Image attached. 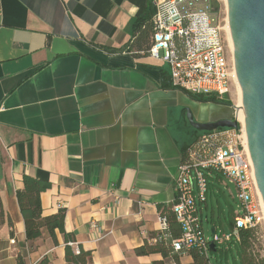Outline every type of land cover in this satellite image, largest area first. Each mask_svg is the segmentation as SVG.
Instances as JSON below:
<instances>
[{"label":"crops","instance_id":"crops-1","mask_svg":"<svg viewBox=\"0 0 264 264\" xmlns=\"http://www.w3.org/2000/svg\"><path fill=\"white\" fill-rule=\"evenodd\" d=\"M153 2L0 0V264L65 263L58 232L57 244L46 229L25 239L15 197L23 175L50 183L40 194L42 216L63 211L69 246L90 252L93 264H175L172 252L134 250L164 237L160 214L170 210L178 165L202 133L187 115L206 123L231 111L172 89L161 61L121 51ZM221 184L212 182L198 205L215 235L229 233L239 213ZM177 258L193 263L187 251Z\"/></svg>","mask_w":264,"mask_h":264},{"label":"built area","instance_id":"built-area-1","mask_svg":"<svg viewBox=\"0 0 264 264\" xmlns=\"http://www.w3.org/2000/svg\"><path fill=\"white\" fill-rule=\"evenodd\" d=\"M153 7L152 42L147 55L167 66L171 88L194 97L225 101L223 98H228L232 88H236L233 63L225 44V0H154ZM236 101L227 106L238 129L202 132L178 165L175 199L170 207L181 230L180 237L171 245L175 252L196 248L207 259L210 243L221 245L231 238L238 240L240 229L258 231L264 227V207L243 124L238 118L242 107L241 103L237 107L238 98ZM211 171L235 186L239 203L232 232L215 235L212 241L204 237L198 211V205L207 201L204 173ZM159 226L161 231L167 228L164 218L159 217Z\"/></svg>","mask_w":264,"mask_h":264},{"label":"trees","instance_id":"trees-1","mask_svg":"<svg viewBox=\"0 0 264 264\" xmlns=\"http://www.w3.org/2000/svg\"><path fill=\"white\" fill-rule=\"evenodd\" d=\"M154 13V7L148 6L147 10L141 15L133 24V30L135 33V40L132 43H128L122 52L135 54L141 51L147 54L152 42L153 25L152 16ZM205 102H215L214 98H202ZM224 103V102H223ZM208 186L212 185V182L222 180V176L215 171L204 173ZM50 188V183L43 180H38L27 175L22 176V189L16 191V201L23 219L25 239L28 242L35 241L41 236V230L46 229L49 236L55 240V233L58 232L64 241V264H93L91 261V254L88 251H84L78 246V252L69 246V243L74 242V239L70 234L64 231V212L58 211L54 215L42 216V210L40 206V194ZM2 211L0 210V218L2 217ZM236 214L232 213V224L230 232L234 227V218ZM161 218H164L167 223V228L162 231L164 237L159 235V239L156 240V244L149 245L145 243L143 246L134 250L137 256H149L153 254H160L163 258L168 257V253L172 252V257L175 264H180L177 255L185 252H175L171 245L172 242L177 240L181 235L180 226L176 222L171 209L165 214H160ZM229 232V233H230ZM239 239H230L221 245H214V249L209 252V257L215 259L217 264H264L262 260H259L253 251L256 242V230H244L238 231ZM220 235V234H218ZM166 236V237H165ZM169 237V238H168ZM166 241H164V240ZM171 247V248H170ZM193 260L192 264H207L206 258L196 248L186 250ZM17 264H24L20 257L17 258ZM36 264H49L46 258L41 259ZM153 264H161L154 261Z\"/></svg>","mask_w":264,"mask_h":264},{"label":"water","instance_id":"water-1","mask_svg":"<svg viewBox=\"0 0 264 264\" xmlns=\"http://www.w3.org/2000/svg\"><path fill=\"white\" fill-rule=\"evenodd\" d=\"M225 6L228 34L232 42L231 58L241 91L247 152L264 207V0H225ZM166 80L169 81L168 78ZM187 119L198 132L238 129L231 114L206 123L195 122L190 114ZM214 236L211 228V241ZM213 249L214 244L210 243L209 250Z\"/></svg>","mask_w":264,"mask_h":264},{"label":"rangeland","instance_id":"rangeland-1","mask_svg":"<svg viewBox=\"0 0 264 264\" xmlns=\"http://www.w3.org/2000/svg\"><path fill=\"white\" fill-rule=\"evenodd\" d=\"M227 39L225 41V44H226L227 51H228V57L231 60L232 59L231 58L232 53H231V50L229 48V43H228ZM237 98H238L237 90L235 87H233L230 96L228 98H226V96H225L223 98V99H225V101H223V102L226 105L227 104L232 105L233 102H237L236 101ZM222 181H223V184H221V188L223 189V192L225 193L226 199L233 205V207H236V206L239 207V203L237 201V191H236L235 186L223 177H222ZM217 199L220 201V203L222 204V206L226 210V216H227L228 208L226 206L224 199L222 198L221 195H218ZM213 201H214V207H215V221L218 222V218H219L220 214H219V211H218V208L216 205V198L213 197ZM201 222H202L204 237L209 240L210 239V230H211L210 212L208 213V215L207 214L203 215V217L201 218ZM223 225H224L225 229L228 230L227 224L224 220H223ZM256 239L257 240L255 242L253 251L256 254V256L258 257V259L262 260L264 262V227L263 226H262L261 230L257 231ZM209 263L210 264H217L215 259L212 257H209Z\"/></svg>","mask_w":264,"mask_h":264},{"label":"bare ground","instance_id":"bare-ground-1","mask_svg":"<svg viewBox=\"0 0 264 264\" xmlns=\"http://www.w3.org/2000/svg\"><path fill=\"white\" fill-rule=\"evenodd\" d=\"M226 31H227V38H228V43H229V48L230 50L232 51V42H231V39H230V35L228 34V28L226 27ZM234 79H235V75H234ZM236 89H237V94H238V105L237 107L240 108V103H241V91L238 87V84L236 82ZM238 118L239 120L242 122L243 124V119H242V112H241V109L239 110V114H238ZM243 127H244V124H243ZM244 140H245V137H244ZM245 143V142H244Z\"/></svg>","mask_w":264,"mask_h":264}]
</instances>
